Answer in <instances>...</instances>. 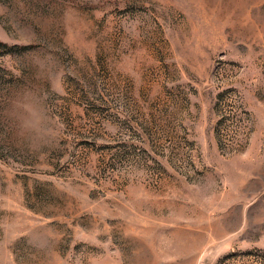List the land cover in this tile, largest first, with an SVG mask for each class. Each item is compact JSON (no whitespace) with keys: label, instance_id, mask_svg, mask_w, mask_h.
<instances>
[{"label":"rangeland","instance_id":"374dc122","mask_svg":"<svg viewBox=\"0 0 264 264\" xmlns=\"http://www.w3.org/2000/svg\"><path fill=\"white\" fill-rule=\"evenodd\" d=\"M0 264H264V0H0Z\"/></svg>","mask_w":264,"mask_h":264},{"label":"bare ground","instance_id":"6f19581e","mask_svg":"<svg viewBox=\"0 0 264 264\" xmlns=\"http://www.w3.org/2000/svg\"><path fill=\"white\" fill-rule=\"evenodd\" d=\"M180 241V240H179Z\"/></svg>","mask_w":264,"mask_h":264}]
</instances>
